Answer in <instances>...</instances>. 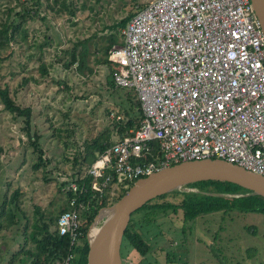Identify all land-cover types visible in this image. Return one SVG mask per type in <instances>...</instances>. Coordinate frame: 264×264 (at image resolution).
Masks as SVG:
<instances>
[{
	"label": "rangeland",
	"instance_id": "374dc122",
	"mask_svg": "<svg viewBox=\"0 0 264 264\" xmlns=\"http://www.w3.org/2000/svg\"><path fill=\"white\" fill-rule=\"evenodd\" d=\"M24 1L31 3L0 0V29L12 20L21 26L16 39L0 48V85L9 88L20 106L32 107V135L39 137L45 163H40L23 129L24 118L8 111L0 100V209L5 195L10 199L15 190L21 192L19 209L12 206L17 223L8 226L7 214L1 217L0 264H32L24 252L36 250L30 233H24L27 219L30 230L38 208L49 215L66 204L64 183L78 171L86 174L88 164L74 167L73 159L88 143L108 132L112 141L118 137L110 114L125 116L122 107L128 105V93L134 92L112 90V71L96 60L104 56V38L115 31L110 26L151 0H67L74 16L68 11L56 14L43 0L40 16L22 20L16 13ZM78 43L79 48L82 43L88 48L92 71H80L77 64L65 66L70 60L66 50ZM146 213L134 214L133 220L139 222L151 251L142 257L127 243L131 248L124 252V264H264V213L202 215L187 223L184 233L170 213L152 214L157 224L141 222Z\"/></svg>",
	"mask_w": 264,
	"mask_h": 264
},
{
	"label": "built area",
	"instance_id": "2783aa9c",
	"mask_svg": "<svg viewBox=\"0 0 264 264\" xmlns=\"http://www.w3.org/2000/svg\"><path fill=\"white\" fill-rule=\"evenodd\" d=\"M121 35L109 84L134 92L143 118L64 183L74 196L56 228L70 247L54 264H77L89 191L112 203L162 167L209 158L264 175V31L251 0H151ZM152 142L162 155L146 161Z\"/></svg>",
	"mask_w": 264,
	"mask_h": 264
},
{
	"label": "trees",
	"instance_id": "16d2710c",
	"mask_svg": "<svg viewBox=\"0 0 264 264\" xmlns=\"http://www.w3.org/2000/svg\"><path fill=\"white\" fill-rule=\"evenodd\" d=\"M48 6L50 9L58 15L67 12L71 15H75V9H71L67 0H48ZM52 1V3H50ZM43 0H31V3L24 1L21 3L22 11L17 12L16 16H20L22 20L26 18H34L41 15V8L43 6ZM134 13H129L126 17L115 22L110 26L112 31L108 36L104 38L105 44L103 45L104 56L98 58L96 61L108 65L111 75L114 71L113 63L108 59L109 50L117 43L121 42V30L128 24L133 17ZM44 18V17H41ZM18 21L12 20L11 22L4 23L0 29L2 37H0V48L7 46L12 40L16 39V32L20 29ZM23 37H27V32L23 31ZM80 44H76L72 49L66 50V53L70 54V60L66 61L65 66L69 67L77 64L78 70L92 68L88 64L89 50L82 43V48H79ZM42 71L45 72L46 67L42 66ZM127 101L128 105H123L122 109L126 116L125 121H115L114 126L118 127L119 134H124L126 129L136 127L140 120L143 118V111L141 103L137 97L128 93ZM133 97H132V96ZM0 100L4 104V107L15 113L17 117L24 118V126L26 134L29 136L30 142L34 147V150L39 153L38 159L41 164L45 163L43 157L44 153L38 142L39 137L32 135V107H22L11 96L9 88L2 87L0 85ZM111 134L108 132L103 134L91 143H88L84 148V152L78 153L73 159V166H82L83 163L91 164L96 158L97 154L103 152L110 144ZM152 154H149L144 158L146 161H157L158 157L162 155L160 146L157 142H152ZM1 150V147H0ZM38 167V165H36ZM79 173V171H78ZM90 178H87L85 182L87 185L90 183ZM83 183V180H80ZM192 188H197L206 193L197 191H181L176 190L171 193H166L148 201L143 207L138 209L134 214L145 211L146 216L141 222H147L148 224L158 221L155 217H150L152 214L158 215L163 212L165 214H171L174 219L179 220L181 225H178L181 232L184 233L187 230V223L194 221L196 218L202 215L213 214L223 212L224 215H228L233 211H254L264 213V197L258 195H243V196H220L208 193H229V194H248L249 190L236 185L231 182L224 181H199L191 183L189 185ZM126 193V192H125ZM124 193V194H125ZM21 192L19 189L15 190L10 199L5 195V200L0 209V228L3 226L1 217L7 214V225L11 226L17 223L13 205L18 208V199ZM67 202L62 207L56 210V213L44 214L40 208H38L34 214V220L31 222V229L29 230V219L26 221L24 233H30L31 240L36 245V250H24L27 255L32 257V264H54L56 261L62 259L69 252L70 239L67 235H61L57 230V223L60 215L68 209V200L74 196L73 192H67ZM91 192L80 195L79 200L90 204V209L83 212L84 216V238L86 236L88 226L91 224L99 209L107 206L108 203L102 199L98 200L91 197ZM133 214V215H134ZM139 222L131 220L128 226L121 248L122 258L124 261V252L126 249L131 248L130 244L142 257H145L151 251L152 245L143 231L139 227ZM251 231L254 229L251 227ZM29 230V232H28ZM146 237V238H145ZM126 241V244H125ZM128 243V244H127ZM80 250V248H79ZM78 264V257H77Z\"/></svg>",
	"mask_w": 264,
	"mask_h": 264
},
{
	"label": "water",
	"instance_id": "95a60500",
	"mask_svg": "<svg viewBox=\"0 0 264 264\" xmlns=\"http://www.w3.org/2000/svg\"><path fill=\"white\" fill-rule=\"evenodd\" d=\"M251 1L264 31V0ZM208 180L231 182L249 190L248 194H208L264 197V175L225 160L209 158L162 167L134 182L115 202L99 209L80 246L78 264H124L121 248L133 214L148 201L176 190L206 193L189 185Z\"/></svg>",
	"mask_w": 264,
	"mask_h": 264
},
{
	"label": "crops",
	"instance_id": "0c3cea01",
	"mask_svg": "<svg viewBox=\"0 0 264 264\" xmlns=\"http://www.w3.org/2000/svg\"><path fill=\"white\" fill-rule=\"evenodd\" d=\"M118 113H119V112H118ZM125 119H126V116H125ZM122 121H125V120H122ZM116 129H117V132H116V133H117V135H118V136H119V135H121V134H119V132H118V127H116ZM126 131H127V129H126ZM126 131H125V132H126ZM117 139H118V137H117V138H116V140H114V141H112V140H111V141H112V143H111L110 145H112L114 142H116V141H117Z\"/></svg>",
	"mask_w": 264,
	"mask_h": 264
}]
</instances>
